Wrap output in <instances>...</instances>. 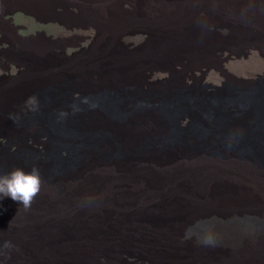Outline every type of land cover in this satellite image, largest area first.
<instances>
[{"label":"rangeland","instance_id":"obj_1","mask_svg":"<svg viewBox=\"0 0 264 264\" xmlns=\"http://www.w3.org/2000/svg\"><path fill=\"white\" fill-rule=\"evenodd\" d=\"M139 1H143L142 10L144 13L152 14V16L158 14L159 7L156 0ZM135 3L136 0H0V100L3 99V102H0V166L3 169L6 168V165L1 162L4 158L17 159L19 161L17 167L23 168L25 171L28 169L27 172L36 167L41 170L43 164L47 166L45 173L41 176L40 192L34 198L30 208L23 207L20 210V204L12 200L11 197L0 199V238H8L7 242L10 243L15 234H22L23 237L34 239V242H37L35 240L44 235L46 239L55 238L57 243H64L74 236L71 229L77 224L76 221L68 218L62 220V229L57 227L60 223H56V221L62 213H59L62 208L58 206V203L63 201L75 205L74 203L87 202L86 199L93 194L98 185L107 183L104 187L108 188L111 183L118 181L116 184H121V188L127 187L129 184L130 186L136 185L131 190L125 191L124 188L120 189L121 192L112 191L114 198L119 196L117 200L121 199L120 201L124 205L115 207V204L111 202L108 207L112 212L118 210V212L123 211V214L108 220L107 223L111 227H93L92 233L105 232L109 239L121 232L115 230L114 226L123 221L126 226H129L132 223L131 218L136 217L143 219L144 222H150L147 226L151 224L163 226L162 229L156 226L147 228L144 232L146 243H159L173 231L187 236L188 229L194 228L198 233L208 235L213 239L210 245H214L221 251L224 255L222 258L245 255L246 246L244 243L239 244L223 236L228 231L234 232V230L245 234L244 241L264 236V225L262 226L261 223V221L264 222V211L261 210L264 201L247 200L241 203V206H245L243 211L231 212L230 216H225L224 219L209 218V223L206 226H201L200 219H193L190 210L181 209L179 204L172 206L170 189L166 192L165 190L160 191L156 185L157 181H146L144 175L150 174L151 171L141 163H145L152 156L153 152L150 150L144 149L143 153L139 155L140 163L136 162L132 168L126 166L127 168H123L124 170L121 169V174L120 169L113 168L116 163L109 165L99 162L98 167L95 166L87 175L83 173L85 169L83 167L67 168L63 158L67 157V152L62 148L60 137L57 134H50L49 131L44 135L39 134L40 128L45 125L44 122L34 124L33 128L20 127L21 129H18L13 128L8 119L6 121V118L11 116L23 118L25 114H28L33 105V95L41 89L49 87L58 89L61 93L70 95V99H78L86 94H103L119 100L121 105L126 104L128 99L127 93L121 90L128 89L137 94L140 93L142 98L151 103L166 100L168 104H171L177 99L182 100L179 104L170 105L169 112L174 114L183 107L187 112L192 111L194 116L186 114L193 116L191 120L186 117L181 121L182 128L188 124L196 125L205 130L207 134V139L195 136L196 139L191 142L193 143L192 148H210L216 152L218 148L212 144L217 143L216 138L224 136L226 129L221 126V123H227L228 120V115L224 113L228 111L226 106L220 105L225 96L230 93L255 90L264 85V73L259 71L264 64V30L259 28L258 34L255 33L252 39L244 38L243 41H236V44L228 46L225 44L228 27L230 25L247 26V21L238 19L244 15L230 13L224 4L213 6L212 4L215 2L162 0L161 4L164 9L175 5L172 8L173 11H164L167 17L177 10H180L181 16H185L188 7L196 4L193 18L198 22L199 28H201L202 22L209 25L207 29L210 33L207 35L208 40L210 34L213 36L212 42L209 40L212 49L198 54H186L182 50L176 60H172L167 55L157 54L156 58H144L142 61H146L144 66L135 71V68L132 70L120 63L119 60L127 56L129 52L132 55H137L144 50L145 45L149 44L150 34L155 32L157 34L159 28L157 22L160 17L155 22H151L146 15L122 23H113L109 19L115 10L120 15L124 12L127 15ZM84 6L88 7L85 12L81 8ZM89 8H91V12ZM100 8L102 15L95 11L101 10ZM106 8L111 12L109 13ZM243 8H241V12L247 13ZM234 54H240V57H236ZM53 78L58 79L56 84L48 82ZM111 84L113 85L111 86ZM164 92H166L165 96L160 95ZM195 97L197 101L205 103L206 106L202 107L185 101ZM30 104H32L31 107ZM213 105H217V107L213 108ZM82 113L87 125L80 129L78 122L75 123V127L78 132L85 134L81 130L96 126L100 116L91 114L93 111L84 110ZM204 115L207 121L212 120L211 124L205 125ZM209 115H211L210 118L207 117ZM155 116L159 117L160 124L164 122L168 125L167 133L175 134L172 131L174 126L172 127L169 118L164 114L160 116L159 114L152 116L144 114L138 130L135 131L139 146L143 147L148 142L152 143V139L157 137L158 134L151 132L148 126L149 119ZM88 117L92 118L94 123H90ZM187 122L188 124H185ZM135 133L130 132L128 136ZM18 137L20 139H17ZM179 146L175 145L181 151H179L180 156L187 157L188 150ZM177 148L173 150V153ZM41 153L42 156L39 158ZM194 153L212 156L201 153V151ZM131 159L121 163L127 164ZM105 164L107 165L105 166ZM42 172L44 171L41 170L40 173L42 174ZM261 193L263 192L261 191ZM85 205L87 204L78 207H86ZM230 205L234 204L231 202ZM32 217L37 224L31 220ZM82 218L83 221H87L85 228L89 230L91 227V223L88 224L89 218L87 216ZM168 220L171 221V224L166 225ZM248 230H251V238ZM122 231L124 234L126 233L124 229ZM123 242L126 248L129 245L125 252L132 251L133 248L138 249L137 243L125 237ZM169 250L181 253L176 239L175 245H171ZM13 252L15 250L11 251V253ZM149 252L145 253L143 258H147ZM41 255L34 261L51 264L49 257L44 253ZM65 259L68 261L67 257ZM135 260L145 261L137 256ZM58 264L66 263L59 261Z\"/></svg>","mask_w":264,"mask_h":264},{"label":"bare ground","instance_id":"obj_2","mask_svg":"<svg viewBox=\"0 0 264 264\" xmlns=\"http://www.w3.org/2000/svg\"><path fill=\"white\" fill-rule=\"evenodd\" d=\"M138 1L136 0L134 7L128 11L127 15L125 12L120 15L115 10L109 18L113 23H122L130 22V19H138L142 15H146L151 22H155L160 17L157 22L159 27L157 34L156 32L152 35L150 34L149 44L145 45L144 50L137 53V55H132L129 52L127 56L120 58L119 62L123 63V65L125 64L126 67L132 70L135 68L136 71L144 66L146 62H142L144 58H156L157 54L167 55L172 60H176L181 55L180 52L182 50L186 54H198L212 49L209 40L212 42L213 36L210 34L208 40L207 35V33H210L207 29L209 25L202 22L200 24L201 28H199L197 26L198 22L193 18L196 4L188 7L185 16H181L180 10H177V12L175 11L167 17L164 11H173L172 8L175 5L164 9L161 4L162 0H156L159 11L157 15L152 16V14L148 15L143 12V1H139V3ZM145 1L147 2L148 0ZM204 1L208 3L215 2L212 4L213 6L224 4L227 11L232 14L244 15V17H238V19L248 22L247 26L244 27L231 25L228 27L225 41L228 46L236 44V41H243L244 38L252 39L255 33L258 34L259 28L264 30V0ZM240 6L244 7L243 9L247 13H242V7ZM81 8L83 12L88 9L85 6ZM106 9L109 13L111 12L110 9ZM89 11L91 12V8H89ZM95 11L101 13L102 9ZM234 55L240 57V54ZM259 71L264 73V64ZM57 80L53 78L48 82L53 84L52 82L55 83ZM121 91L127 93L128 98L127 103L122 104L123 106L119 100L108 95L86 94L78 99H70V95L61 93L58 89L50 87L41 89L33 95V105L30 104L32 108L29 109L28 114H25L23 118L11 116L6 118V121L8 119L9 124L13 128L18 129H21L20 127L33 128L34 124L44 122L45 125L40 128L39 134L44 135L47 131L50 134H57L60 137L62 148L67 152V157H63L68 166L67 168L83 167L85 168L83 173L87 175L95 166L98 167L99 162L109 165L116 163L113 168L120 169L121 174V169L126 166L132 168L136 162H139V155L143 153L144 149L150 150L153 152L152 156L145 163H141L151 171L150 174L144 175L146 181H157L158 184L156 185L160 191L165 190L166 192L170 189L172 206L179 204L181 209L190 210L193 219H200L199 224L201 226H206L209 223V218L218 217L224 219L225 216H230L229 213L231 212L238 213L243 211L245 206H241V203L247 200L259 199L264 201V85L255 90L226 94L228 96H225L220 105L226 106L228 111L224 113L228 115V120L227 123H221V126L226 129L224 136L216 138L217 143L212 144L218 148L216 152L210 148H192L193 143L191 142L196 139L195 136L207 139V134L205 130L198 126L189 125V121L185 123L188 125L182 128L181 121L185 120L186 117L191 120L194 116L192 111L187 112L183 107V109L174 114L169 112L170 105L179 104L182 100L177 99L171 104H168L166 100L151 103L149 100L142 98L139 92L137 94L135 91L128 89ZM165 93L160 95L165 96ZM2 100L0 102H3ZM185 101L202 107L206 106L205 103L197 101L196 97ZM20 102L22 103L23 100L21 99ZM214 107H217V105H213ZM84 110L93 111L91 114L94 116L96 114L99 115L100 120L96 126L81 130L85 133L82 134L76 129L75 123H80V129L87 125L82 113ZM161 113L169 118L172 127L174 126L172 131L175 134H172V132L167 133L168 125L164 122L160 124L159 117H151L148 121V126L151 132L160 136L157 135L156 138H153L152 143L148 142L143 147L139 146L135 131L138 130V126L141 124L140 120H142L144 114L149 116L159 114L160 116L162 115ZM186 114H193V116ZM210 116L207 117L210 118ZM88 120L90 123H94L92 118L88 117ZM203 121L205 125L212 123V120L209 119L207 121L205 119V115L203 116ZM127 132L129 134L134 132L135 134L129 137ZM17 139L20 138L18 137ZM11 140L13 141L14 139ZM175 145L186 148L188 156L181 157V151ZM208 147L210 146L208 145ZM176 148V152L173 153ZM196 151L211 154L212 156L193 154ZM41 156L42 153L39 158ZM134 156L136 157L134 158ZM128 159H131V161L127 162V164L121 163L125 160L128 161ZM1 162L6 165V168L3 169L0 166V174L8 173L19 166V161L13 158H4ZM41 167V170L44 171L42 174L40 173L41 170L36 167L40 177L45 173L47 166L43 164ZM116 183L108 184V188L104 187L107 183L98 185L97 188L95 187L93 194L86 199V201L88 200L87 202L74 203L75 205L63 201L58 203V206L62 208L58 207L60 209L59 213H62H60L61 217L59 216L60 218L56 221V223H60L57 227L62 229V220L68 218L76 221L77 224L76 227L74 225L71 229L74 232V236L72 238L69 237L70 239L64 243H57L55 238L46 239L44 235L38 237L35 240L37 242H34V239L23 237L22 234H15L11 238L10 243L7 242L8 238H0V243H3L0 244V264H24L28 262L41 264L40 261H34V259L36 260L42 253L50 258L51 264H58L59 261L66 264H264V236L244 241L245 234H240L238 230H234V232L228 231L223 237L230 238L239 244L244 243L246 253L245 255L240 254L239 257L231 256V258H222L224 255L221 251L214 245H210L213 239L208 235L198 233L194 228L188 229L187 236L173 231L159 243H146L144 241L146 229L151 226L162 229L163 226L156 224L147 226L150 222H144L143 219L136 217L131 218L132 223L129 226H126L124 221V223L121 222L119 225L114 226L115 230H120L121 232L117 236H112L113 238L107 239L105 232L92 233L94 231L93 227H111L107 223L108 220L123 214V211L118 212V210H113V213L110 210L111 208L109 209L108 207L111 202L115 204V207L124 205L120 201L121 199L117 200L119 196L114 198L112 191L121 192L120 189L124 188L127 191L136 186L134 184L130 186L129 184L127 187L121 188V184L117 185ZM165 196L167 195L165 194ZM231 202L234 205H230ZM84 204H87L85 205L86 207H78ZM22 208L23 206L20 205V210ZM123 209L125 211V206ZM262 209L264 211V205ZM83 216L89 218L88 224L91 223L89 230L85 228L87 221H83ZM31 220L37 224L33 217ZM261 223L263 226L264 222L261 221ZM169 224H171V221L168 220L166 225ZM123 229L126 231L125 234L122 231ZM195 232L198 234H192ZM67 233H69L68 230ZM248 234L251 238V230H248ZM124 237L137 243L138 249L133 248L132 251L125 252L129 245L127 248L124 246ZM175 239L181 253L169 250L171 245H175ZM12 250H15V252L11 253ZM148 251H150L148 257L143 258ZM126 254L128 256L125 257L124 255ZM136 256L145 259V261H136ZM66 257L68 261L65 259Z\"/></svg>","mask_w":264,"mask_h":264},{"label":"clouds","instance_id":"obj_3","mask_svg":"<svg viewBox=\"0 0 264 264\" xmlns=\"http://www.w3.org/2000/svg\"><path fill=\"white\" fill-rule=\"evenodd\" d=\"M40 189L41 177L36 168L30 172H26L23 168H15L8 173L0 174V199L11 197L25 209L31 207Z\"/></svg>","mask_w":264,"mask_h":264}]
</instances>
